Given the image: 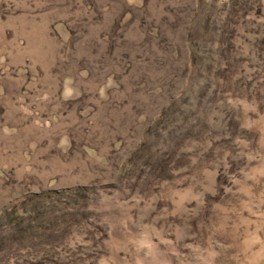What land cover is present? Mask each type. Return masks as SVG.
<instances>
[{
    "label": "rangeland",
    "instance_id": "1",
    "mask_svg": "<svg viewBox=\"0 0 264 264\" xmlns=\"http://www.w3.org/2000/svg\"><path fill=\"white\" fill-rule=\"evenodd\" d=\"M0 264H264V0H0Z\"/></svg>",
    "mask_w": 264,
    "mask_h": 264
}]
</instances>
